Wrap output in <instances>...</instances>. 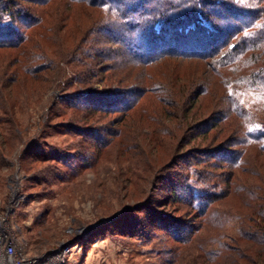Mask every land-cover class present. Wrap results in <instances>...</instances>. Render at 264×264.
<instances>
[{
    "label": "rangeland",
    "instance_id": "obj_1",
    "mask_svg": "<svg viewBox=\"0 0 264 264\" xmlns=\"http://www.w3.org/2000/svg\"><path fill=\"white\" fill-rule=\"evenodd\" d=\"M55 3L49 8L48 22L58 47L36 31L34 37L41 49L64 62L61 70L50 69L38 77L15 74L19 50L0 49V216H8L17 244L30 255L49 254L69 245L70 264H164L163 257L175 259L166 264H264V244L237 236L238 221L244 220L248 227L255 223L252 206L237 194L218 204L230 217L224 239L234 247L219 258L208 253L210 230L202 228L182 243L159 230L152 214L187 217L167 201L171 194L167 179L178 170V159L196 145L194 123L209 121L218 110L221 86L197 98L196 105L176 101L163 106L144 98L137 105L131 103L128 110L109 106V111H96L75 106V99L69 105L64 100L74 91L120 89L132 91V101L136 100L135 80L142 78L145 69L173 86L177 94L186 95L194 88L198 94L196 75L208 77L205 61L174 57L147 68L124 63L111 55L110 46L104 56H95L97 63L87 67L89 82L79 87L69 79L71 62L79 49L89 45L87 41L99 36L89 32L97 14L83 8L71 11L66 0L62 5ZM62 49L73 53L68 57L61 54ZM194 94L190 95L195 99ZM222 125L208 133V142L227 137ZM117 130V134H106L101 143L95 139L99 133ZM247 156L248 166L234 169V179L264 194V153L250 149ZM190 222L193 225L184 224L181 236L194 230L197 223ZM169 246L176 248L174 256L166 254L164 248Z\"/></svg>",
    "mask_w": 264,
    "mask_h": 264
},
{
    "label": "trees",
    "instance_id": "obj_2",
    "mask_svg": "<svg viewBox=\"0 0 264 264\" xmlns=\"http://www.w3.org/2000/svg\"><path fill=\"white\" fill-rule=\"evenodd\" d=\"M27 1L34 2L36 7L27 6ZM63 1L0 0V49L10 47L19 50L15 58V74L38 77L41 72L62 69L64 62L56 61L49 51L41 49L34 31L58 47V38L50 33L53 29L49 28L48 11L53 2L62 5ZM66 1L71 11L83 8L97 14L90 23L89 32L99 36L87 41L89 45L85 48L76 47L80 54L77 53L75 58L72 55L75 60L71 62L72 74L68 78L72 83L78 82L79 87H85L83 84L89 82L90 70L87 67L93 61L97 63L95 56H104V50H110V46L111 55L124 63L149 68L166 58L198 59L205 61L208 73V77L203 79L195 74L194 84L199 90L198 94L195 88L192 90L197 95L194 94L195 99L190 95L192 92L177 94L173 86L155 74L148 75L149 69H145L142 78L135 80L139 87L136 100L132 101V91L120 89L86 93L80 88V92L74 91L69 98H64L68 105L75 99V106L86 110L109 111V106H122L123 110H128L131 103L137 105L144 98L163 106L180 101H190L191 105L195 102L196 105L200 101L197 98L213 94L215 86L223 89L217 102L218 112H213L209 121L194 123L193 129L198 135L196 145L178 159L175 163L178 170L170 173L172 177L167 179L171 188L167 201L175 204L174 210L185 211L187 217H161L152 212L159 230L182 243L202 228L210 230L212 246L208 253L212 258H219L226 249L234 247L224 239L230 217L227 210H219L218 204L231 194H237L252 206L250 216L255 219L249 227L244 220L238 221L237 236L248 240L253 238L255 242L264 244V194L258 193L254 186L237 184L234 179V169L248 166L247 152L250 149L264 153V0ZM72 53L62 49L61 54L69 57ZM174 67L178 68L177 65ZM78 100L79 105L76 103ZM222 123V132L228 134L227 137L208 142L210 131ZM117 132L99 133L95 139L101 143L106 134ZM223 167L231 169L227 173L220 172ZM191 219L197 225L192 226L194 230L187 237L181 236L184 224L193 225ZM239 237L235 240L238 241ZM164 249L171 256L177 253L172 246ZM173 260L163 257L161 261L166 264L173 263Z\"/></svg>",
    "mask_w": 264,
    "mask_h": 264
},
{
    "label": "built area",
    "instance_id": "obj_3",
    "mask_svg": "<svg viewBox=\"0 0 264 264\" xmlns=\"http://www.w3.org/2000/svg\"><path fill=\"white\" fill-rule=\"evenodd\" d=\"M8 216H0V264H70L72 247L62 245L56 251L43 255H30L15 240L8 226Z\"/></svg>",
    "mask_w": 264,
    "mask_h": 264
}]
</instances>
